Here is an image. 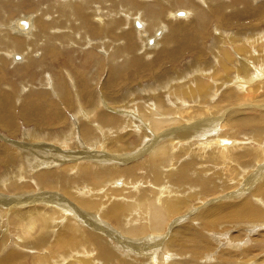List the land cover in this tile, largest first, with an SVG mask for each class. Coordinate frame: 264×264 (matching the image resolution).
Masks as SVG:
<instances>
[{
	"label": "bare ground",
	"instance_id": "bare-ground-1",
	"mask_svg": "<svg viewBox=\"0 0 264 264\" xmlns=\"http://www.w3.org/2000/svg\"><path fill=\"white\" fill-rule=\"evenodd\" d=\"M11 1L17 5V10L21 11L20 5L23 0ZM34 1L36 3L38 2V0ZM50 1L51 2H49L46 7L43 6L44 8L42 9L40 7L33 8L34 11H38L35 12V15L30 14L27 16H17L15 19L14 17L8 19V17L3 14L1 21L3 27L0 26V50L2 48H7L10 51L13 50L9 55L12 66L19 72L28 71V74L23 80L42 81L41 78L49 74V71L46 70L48 67L56 71L52 72L56 75L54 78L50 75L53 79H47L48 85L51 88V95L56 99L54 103H51L53 98H47L48 96L46 97L44 94L40 93L41 90H29L21 101L18 100L16 92L13 93L11 91L5 92L0 90V129L3 134H6V137L0 134V215L10 214V217L8 216L10 226L11 221L13 222L15 220L20 222L14 223L16 228L14 229L13 237L10 238L13 244V250L11 251L13 252L10 251L4 254L6 250L5 245L0 250V253L4 254L0 256V264H26V261L23 263L22 260L27 253V256L34 257V264H49L53 262L58 264H75L77 261H75L74 258L77 255L83 256V258L81 259L80 257V259L86 262V264H201L202 261L206 262V257L209 255L206 251H211L213 248L214 253V249H216L214 245L212 246L211 240L213 238L210 240L209 235L212 228H217L216 222L218 221H225V223L227 221L228 225H226L228 227L224 228V223L222 224L223 227L221 226L220 228L219 226L220 230L225 229L224 233L217 231L218 234L213 230V232L218 235L221 233L222 239H220L221 237L218 238L221 240V245L223 246V249L220 246L221 248L216 252L215 257H211L212 259L214 258L213 264H216L215 258L219 259L218 261H220V264L242 263L245 258L250 260V258H252L251 255H246V253L255 252V250L259 249L258 245H262L263 240L258 239L259 233L257 232L263 227L255 223L253 225H248L247 223L246 225V223L240 224L239 222H234H242L244 220L257 221L264 218V210L261 206L264 204V110H257L264 108V103L260 104L261 101L264 102V81L259 83V80L264 77V72L261 71V68H264V0L256 4H251V2L247 0L245 6H243V0H136L137 4L131 0H112L106 7L103 6L104 4L99 5L94 3L96 0ZM99 1L105 2L106 0ZM6 6L7 5H5V7ZM164 8L167 10L166 13L162 11ZM33 9L31 10L33 11ZM211 12L218 26L229 25L231 22H236V29L238 31H233L232 33L225 32L226 34L220 33L221 31L216 32L219 37H215L222 42L219 47L214 48H216L215 55H221L219 60L220 63H224L222 62L224 56L228 60L230 59V61L232 57H235V60H233L234 63H236V68L233 70L237 75H240V78L232 85V89L236 90H229L228 86H225L226 88L220 93L217 92L213 95V101L207 100L206 107H203L204 111H202V113L206 111L209 112L208 110L213 111L214 108L219 109L223 106H229L231 108L233 107L231 105L238 104L241 101L242 103L245 102L247 100H244L245 98L250 99L249 102H246L248 104H238L239 109L233 108L228 111L224 110L226 113L221 115L222 121L219 122L224 127H234L231 128L234 130L233 132L231 131L233 133L231 135H236L240 130H246V134L249 136L248 140L235 143L228 136L226 139H224L225 137H221L223 135V126H219L218 132V128L216 127L218 125V120H220L218 119L219 117H194L193 120H190L193 122L190 123L191 125H189L187 129L182 130V126L174 129L171 127V129H164V132L161 131V133H159L158 130L162 126L170 123L175 124L178 119L159 116V112H150V109L147 110L151 113L150 117H146L144 120L139 119L140 113L144 110H138V116L136 114L134 117H132V115H126V117L122 118L124 109L114 110L110 107V110V108L107 107L108 109L104 108L103 110L100 108L101 102L106 101L104 100L105 98L113 102V104L119 101L121 95H119L118 92H120V88L122 87L120 86L122 80L131 81L133 79L132 81L136 82V77L138 76L141 81V77L147 78L143 75H146L153 69L160 68L159 66L162 62H173L184 53H197L199 46L196 44L197 47L194 41L196 42L198 36L200 37V35H203V32H205L206 23L212 20V18L210 19L212 16H210ZM46 13H50L51 15L56 13V15L52 16V20L50 18L51 21L49 24L43 22ZM189 14H191V20L183 21L182 19H185L187 16L189 17ZM169 16L172 21L168 20ZM181 16L184 18H180ZM6 21L7 23H5ZM54 27L59 28L58 32L53 31ZM116 28V33H118L117 37L118 39L122 38L123 44L113 43L112 45L110 43L112 47L109 48V52L107 53L108 57H106L107 61L105 62V66L100 64L102 65L100 68H95L97 79L102 77V81L96 89L94 88V78L92 79L94 80L92 85H90L89 81H92L91 79H88L87 76L76 71V69H74L75 73H73V71L69 70V67H67V65H71V51L73 47H79L77 51H83L85 53L87 48H80V44L84 42L83 40L85 37H90L89 33L95 34L94 36H96L104 32L106 36L107 33L112 29L116 30ZM257 31L260 32L256 34ZM157 32H159V36L161 34L159 38L156 36ZM144 34H146L145 37ZM112 35L113 34H111V36ZM131 36L143 39V43H141L142 48L139 49L142 56L144 53H149L148 50L150 48H148V46L154 45V47L150 49L152 55L151 61H145L140 54H133L131 52L130 48L133 47V45L136 47V44H133L134 42ZM216 38L214 41H218ZM134 41H136L135 38ZM61 45L62 47H60ZM227 45L232 47V49H229ZM93 46L95 48V45ZM124 47L127 49L126 52H123ZM52 48L59 49V52L63 55H68L70 60H59L60 58L63 59V56H59L52 52ZM21 50L24 51V61L16 60L20 59L21 56L14 53V51ZM34 51H36V55H38L36 59L33 58ZM233 52L234 54H232ZM259 53L262 57H260L261 55L258 57ZM48 54L49 57L52 56L58 61L55 60V63L52 60L46 61L45 56ZM198 54L200 55V53H197L196 56H198ZM2 55L1 53L0 56ZM198 58L195 60H198ZM254 61L257 65L254 64ZM200 63L203 64L202 62ZM60 64L63 66L58 67ZM93 64L99 65V62L95 61ZM225 64L227 63L225 62ZM74 66L75 65H73V67ZM78 66L81 68L83 64L80 63ZM229 66L230 65L221 66V69L226 70V73H231L233 70L230 71ZM63 67L64 71L61 72ZM214 67L213 75L216 77L219 74L220 76L221 73L219 72L221 69L219 72L214 73ZM218 67L216 69H218ZM162 68L159 69L156 74L149 77L160 79L170 70H168V67ZM172 72L171 74H177L175 70ZM205 74H207V72ZM71 75H73V80ZM208 75L211 76V73ZM47 77H49V75ZM200 78L196 76L195 80H193L195 82L197 81L196 88L202 93V91L208 90L210 85L207 82V84L203 83V81L201 82L202 78ZM209 78L208 76V79ZM181 81H183V79H181ZM42 85L43 87L45 86V84ZM117 86L119 87L118 89L116 88ZM255 86H260V88H256ZM218 87H220L219 84ZM162 89L165 88L163 87ZM132 90L133 89L129 88L128 92H132ZM255 90L257 93H255ZM142 91L144 92V90ZM101 93L103 97H105L104 99L101 98ZM145 95H147V92ZM124 96H126V93ZM155 98V106H158L160 110L161 97L158 98V96H156ZM80 102L83 108L80 107ZM169 104L172 103L170 102ZM248 108H250V110H246ZM200 109L193 110L192 112L199 113ZM130 111H128V113ZM144 112L142 116H145ZM77 115H79L78 118ZM18 116L23 119L24 123L37 126V128H33L32 130H27V128L24 129L22 127L24 130L20 131L22 132V139H19V141H17V138L13 139L7 137V135L11 137L20 134L18 127L20 124V117ZM188 116L190 115L188 114ZM189 118L190 117L187 119ZM140 121L143 123L141 124ZM75 125L78 126V128H80L79 131L83 133L85 144H89L90 141H95L93 145L97 147V150H94L95 154L86 153V151L81 153L74 152L73 149L70 152L66 150L61 151V149H59L61 147L57 148V146H55L63 142L66 136L64 135L62 137L63 132L65 133L68 131H70V135L66 136L65 141L68 140L69 144L71 140H69V138H72L75 132ZM177 125L176 123L175 126ZM56 126H60V128ZM107 126L113 129L118 128L119 131L108 132L105 129ZM205 127L217 128L213 133V143H209L211 144L210 148L206 149L204 147L206 145L208 146V144H206L203 146V148L206 149L203 155L199 149V152H197L196 149V151L191 152L189 156L185 158H190L189 160L184 159L185 161L178 164L177 160L180 157L179 153L182 152V147L184 146L182 142L183 138L187 136L190 137V135L193 134L194 136L195 134H201V137L204 135L203 138H206L208 143L210 138L206 137ZM53 128L55 129L53 130ZM104 129L106 130L103 132L104 135H101L100 132L98 137H96L97 135L93 133V130L96 132L97 130L103 131ZM134 133L137 134V137L131 141L129 138L131 134ZM194 136H192V138ZM73 140L75 141V138ZM74 143L75 142H73V144ZM68 144L65 142L64 145H61L65 149ZM219 144L228 146L222 147ZM79 145L81 146V144ZM225 152H228L229 156H226ZM197 155L201 159L206 158L205 162L212 165L214 159L218 158L220 161L225 157L228 164L223 166V169H218V171L221 172L215 173L214 170H217V168H215L212 170V174H210L208 171H202L201 167L198 166L196 159ZM65 156H68V159L64 158ZM231 159L234 164L231 162ZM240 159H243V165L239 161ZM60 162L65 163L59 164ZM199 163H201V161H199ZM236 164H240L241 169L237 167ZM167 166H170V168L167 169ZM235 166L240 170L238 178L241 185L240 190L235 193L229 192L213 198V206H208V209H204L203 207V211L200 210L201 215H194V213L191 212L192 215L190 218H195L197 220L196 224L191 221L187 223L184 222L185 224H178L168 244L162 241L165 235V233L162 232L172 225L168 224L167 220L170 214H178L182 209H190L191 206L189 207V204H191V199L195 198L193 193L189 195L190 198L188 199L181 198L184 195L175 199L167 197L162 198L160 196L162 201L157 202L156 199L150 195L147 190L148 188L135 189L136 191L130 194L133 196L137 195L140 201H135L130 211L125 204H121L119 201L115 204L113 203L110 209L108 207L106 208V211L110 213H106L105 211L106 214L102 215V217L94 214L97 213L99 209L97 208L99 206L98 202L99 204L104 203L110 196L109 193L99 196L98 191L103 187L101 186V182L114 185V183L119 180L122 187L113 191L123 195V190L127 187L125 186L126 182L136 181L139 185V183L145 182L148 178L147 180L152 182L153 187L163 182L164 176H168L167 180L169 181L170 179V182L176 183V185L178 184L180 186L183 183H187V185L189 184L193 187L191 188L192 190L198 187L205 191L207 190L206 192H210L212 188L210 180L213 175V192H215L218 186L226 182L225 180H219V182L216 178H224L227 175L234 174L236 172ZM251 169L253 171H250ZM26 170L32 172L28 174L22 173ZM237 175L238 174L235 176ZM24 176H27L29 179L32 177L34 183L39 182L38 184L45 181H53V183H57L58 186L59 183L61 186L58 188L64 189L65 191H67V189L69 190L67 191L68 197L63 196V192L60 194L54 191L36 195L31 193L20 194L24 192L22 190L25 188H30L29 185L24 182L26 181V179L23 180ZM68 177L71 182L75 179L80 182L81 180L88 181L84 186L85 189L83 186H80L81 183L79 182L76 188H71L67 181ZM49 186L51 187V185ZM66 186H68L67 189H65ZM144 186H146V184ZM167 187H169V184ZM224 188L227 189L229 186L226 185ZM5 192L12 194H4L5 196L1 195V193ZM91 192H93V194ZM150 192L152 193V191ZM172 193L174 194L173 191ZM161 195L164 194L161 193ZM71 199L80 206H75ZM114 199H116V197ZM114 199L112 198V200ZM82 206L85 209L93 208L92 211L94 212L88 211L87 214L83 211ZM121 209L123 211L128 210L129 213L123 215ZM141 209L145 212V218L142 213H136L141 211ZM187 215L185 217L179 216L176 220H185ZM136 216L140 218L143 217L144 224L140 223V225H138ZM102 218L111 219L121 230L122 225L125 224L126 234L130 233L129 235H131L132 233V236H122L121 232L117 233L116 229L113 231L112 227L107 225L108 221L106 222V219L103 221ZM58 222H60L59 226ZM176 223L178 222L176 221ZM53 226L54 228L58 227L52 238L53 231L55 230L51 231L53 228L50 229L49 227ZM242 226H246L248 230L244 238L242 230H240ZM160 228L161 231L158 236L151 233ZM228 228H231V230L228 231ZM77 231L79 234H77ZM145 231L149 232L145 237L136 238V236ZM4 232H10L9 228L3 229L2 233ZM147 235L149 237H147ZM211 236L215 237L213 234ZM262 238L264 239V234ZM4 239H6V237ZM47 241L50 242L49 246L59 247L56 256L62 253H65L66 256L63 254V257L57 256L54 260H51V257L49 258L45 255L44 246ZM148 243L152 245H148ZM64 245L69 249L73 248V246L79 247V251L81 252L80 254H75L74 249H66ZM166 245L169 246L171 250L178 253L176 259L166 252ZM126 247L128 250L122 252L121 250ZM158 249H160V252L158 251V257H154V253L148 252H155ZM202 252L206 254L204 259L201 258ZM259 253L258 250L257 254ZM240 254H242L241 259L239 258ZM146 255H149L150 258H147ZM256 260L258 261V259H255V261ZM261 262L263 261L261 260ZM254 264H256V262H254Z\"/></svg>",
	"mask_w": 264,
	"mask_h": 264
},
{
	"label": "rangeland",
	"instance_id": "rangeland-1",
	"mask_svg": "<svg viewBox=\"0 0 264 264\" xmlns=\"http://www.w3.org/2000/svg\"><path fill=\"white\" fill-rule=\"evenodd\" d=\"M110 1L112 2V0H106L105 2H102V1H99V0H96L94 3H96V4H99V5H103L104 7H106V6H108L109 5V3H110ZM132 2H136V0H131ZM213 1V0H212ZM246 1L247 0H243V2H244V5L243 6H245V3H246ZM259 1H261V0H257V1H254V0H249V2H251V4H256L257 2H259ZM263 1V0H262ZM49 2H51L50 0H38V2L36 3L34 0H23L22 1V3H21V5H20V9H21V11H18L17 10V5L14 3V2H12L11 0H0V26H2L1 25V21H2V16H3V14L4 15H6L7 17H8V19H11V18H13L14 17V19H15V17L17 18V16L18 17H20V16H27V15H30V14H32V15H35V12H38V11H34V9L33 8H35V7H40L41 9L42 8H44V7H46L47 5H48V3ZM93 3V4H94ZM101 3V4H100ZM44 4V5H43ZM92 4V5H93ZM136 4H137V2H136ZM212 4V3H211ZM5 5H7L6 7H5ZM213 5V4H212ZM44 6V7H43ZM6 8V9H5ZM8 8V9H7ZM19 9V8H18ZM31 9H33V11L31 10ZM10 10V11H9ZM16 10V11H15ZM5 11V12H4ZM163 12H165L166 13V8H164L163 10H162ZM179 11V10H178ZM182 11V10H181ZM56 13H58V12H56ZM56 13H54V14H50V13H46L45 14V16H44V18H43V22L44 23H46V24H49L50 23V21L52 20V16H54V15H56ZM128 13H130V12H128ZM179 13V12H178ZM177 13V14H178ZM190 13V12H189ZM11 15V16H10ZM212 15V16H211ZM191 14H189V17L186 19H182L183 21H188V20H191ZM211 16V17H210ZM210 19L212 18V20H209V23H206L207 25H206V29L204 30L205 32H203V35L201 34L200 35V37H201V39H200V37L198 36V38L196 39V42L194 41V43H195V45L197 44L198 46H199V48L197 49V53H200V55L198 54V56H199V58H198V56H196V54L197 53H184V54H182L179 58H177V60H174L173 62H167V61H165L166 63H161L160 64V68H156V69H153L152 71H150L149 73H147L146 75H143L144 77H147V78H142L141 77V81H140V77H136V82H134V81H121L120 82V86H122L121 88H120V92H118V94L119 95H121V97L119 98V101H117V102H114V104H113V102H111L110 100H108V99H106L105 97H103V95H102V93H101V98L102 99H104V100H108L107 102L106 101H104V102H101V104H100V108H102L103 110H104V108H112V109H117V110H121V109H124V114L122 115V118H124V117H126V115H132V117H134V115L136 114L137 116H138V113H139V111L138 110H144V111H146V112H144V111H142L141 113H140V117H139V119H141V120H144V118H146V117H150V115H151V113L150 112H152V111H155V112H159L158 113V115L159 116H165L166 118H174V119H178L177 120V126H175L176 125V123L174 124V123H170V124H167V125H164V126H162L159 130H158V132L159 133H161V131L162 132H164V129L166 130V129H171V127H172V129H174V128H179V127H181V129L183 130V129H187L188 127H189V125H191L190 123L191 122H193V121H190V120H193V118L194 117H204V118H213V117H219L218 119H220V120H218V125L216 126L217 128H218V130H217V132L219 131V126H223V125H221L219 122H221L222 121V119H221V115H223V113H226L225 111L227 110H230V109H233V108H237V109H239V105H241V104H248V103H246V102H249L250 101V99H248V98H245L244 100H246L245 102H243L242 103V101L241 102H239L238 104H235V105H231V106H233V107H229V106H223V107H220L219 109H216V108H214L213 109V111H211V110H208L209 112H204V113H202V111H204V108L206 107V104H207V100H210V101H213V95H215V93H220L224 88H226L225 86H228V88H229V90H236V89H232L233 87H232V85L234 84V82L236 81V80H238L239 78H240V75H237L236 73H235V71L233 70V69H235L236 68V63H234V58L235 57H232V60L230 61V59L228 60L227 58H225V56L223 57V59H222V62H224V63H220L219 62V60H220V56L221 55H218V56H216L215 55V50H216V48L217 47H219L220 46V43L222 42L221 40H219L218 38H216V37H219L218 36V34L216 33L217 31H221L220 33H222V34H226L225 32H227V33H232L233 31L234 32H236V31H238L236 28H237V26H236V22H231L229 25H220V26H218L217 25V21L215 22V20L216 19H213V13L211 12L210 13ZM37 17V16H36ZM50 18H51V20H50ZM180 18H184L183 16H181ZM168 20H170V21H172L171 19H170V16L168 17ZM5 23H7V21L5 22ZM231 25V26H230ZM222 26V27H221ZM3 27V26H2ZM224 27V28H223ZM208 28V29H207ZM58 27L56 28V27H54L53 28V31L54 32H58ZM113 30V29H112ZM110 31L109 33H107V35L105 36V34H104V32H101L100 34H97L96 36H94L95 34H90L89 33V36L90 37H85L84 38V42H82V44H80V48H87L86 50H85V53L82 51V52H79V51H77V49L79 48V47H77V48H74L73 47V49H72V51H71V53H72V60H71V65L69 66V65H67V67H69V70H71V71H73V73H75L74 72V69H76V71H78V72H80V73H82V74H84L85 76H87V78L88 79H93L94 78V80H92V81H89L90 82V85H92V83H93V81L95 82L94 84L96 85H94V88H98L99 87V83L102 81V77L101 78H99V79H97V77H96V75H95V68H100L102 65H104L105 66V62L107 61V59H106V57H108V52H109V48H111L112 47V45H113V43L114 44H123V41H122V38H120V39H118V37H117V34L118 33H116L117 32V28H116V30L114 29L113 31ZM206 31H209V32H206ZM260 31H257L256 32V34H258ZM113 34L112 36H111V34ZM154 33V32H153ZM206 33H208V34H206ZM210 33V34H209ZM263 33H264V31H263ZM19 34V33H18ZM214 34V35H213ZM145 35L146 34H144V37H145ZM206 35V36H205ZM99 36V37H98ZM110 36V37H109ZM156 36H158V38L161 36V34H160V36H159V32H157L156 33ZM216 36V37H215ZM116 37V38H115ZM132 37V40H133V44H136V47H134V45H133V47H131L130 48V50H131V52L133 53V54H140V51H139V49H141L142 48V46H141V43H143V39H139L138 37H135V36H131ZM134 38H135V40L136 41H134ZM137 38V39H136ZM203 38H205V39H203ZM216 38V40H218V41H214V39ZM115 41H114V40ZM224 39H225V37H224ZM227 39V38H226ZM141 40H142V42H141ZM220 41V42H219ZM86 42V43H85ZM138 42V43H137ZM200 42V43H199ZM215 42H217V43H215ZM97 43V44H96ZM100 43V44H99ZM103 43V44H102ZM112 45H111V44ZM205 44V45H203V44ZM77 44H79V43H77ZM88 44V45H87ZM92 44V45H91ZM110 44V45H109ZM155 44V43H154ZM84 45V46H83ZM93 45H95V48H94V46ZM196 45V46H197ZM207 45V46H206ZM213 45V46H212ZM89 46V47H88ZM148 46V45H147ZM197 46V47H198ZM210 46V47H209ZM60 47H62V45L60 46ZM105 47H106V49H105ZM145 47V46H144ZM143 47V48H144ZM152 47H154V45L153 46H148V48H152ZM202 47V48H201ZM207 47V48H206ZM214 47H216V48H214ZM227 47L229 48V49H232V47H230V46H228L227 45ZM133 48V49H132ZM209 48H210V50H209ZM145 49V48H144ZM150 49L148 50V52L149 53H144V57L140 54V56L142 57V59L143 60H145V61H151L152 60V55H151V53H150ZM207 49V50H206ZM212 49V50H211ZM126 48L124 47L123 48V52H126ZM198 50H199V52H198ZM13 51V50H12ZM12 51H10V50H8L7 48H2L1 50H0V54L2 53L3 55L2 56H0V90H2V91H5V92H8V91H11V92H13V93H15L16 92V96L18 97V100L19 101H21L22 100V98L24 97V95L29 91V90H36V91H39V90H41L40 91V93H42V94H44L47 98H53L52 100H51V103H54L55 102V98L51 95V88L49 87V85H48V81H47V79L48 78H51V79H53L56 75H54L52 72H56V71H54L53 69H51L50 67H48L46 70L47 71H49V77H47V76H43L42 78H41V80L42 81H34V80H23V78L28 74V71H21V72H19V71H17V70H15V68L12 66V64H11V61H10V58H9V55H10V53L12 52ZM60 50L59 49H57V48H52V52H54V53H56V54H58L59 56L60 55H62L63 56V59L62 58H60L59 60H62V61H64L65 59L66 60H70L69 59V57H68V55H63V54H61L60 52H59ZM77 51V52H76ZM134 51V52H133ZM213 51V52H212ZM8 52V53H7ZM24 51H14V53L15 54H18V55H20L21 57H20V59H16V60H21V61H24L23 60V58H24V53H23ZM137 52V53H136ZM77 53V54H76ZM84 53V54H83ZM95 54V55H94ZM97 54H100V55H97ZM232 54H234V52L232 53ZM51 55V54H50ZM147 55V56H146ZM184 55V56H183ZM192 55V56H191ZM194 55V56H193ZM261 54L259 53V55H258V57L260 56ZM196 56V57H195ZM252 56H253V53H252ZM91 57V58H90ZM209 57V58H208ZM260 57H262V55L260 56ZM9 58V59H8ZM12 58H13V56H12ZM33 58H38V55H36V51H34V53H33ZM105 58V59H104ZM196 58H198V60H195ZM208 59V61H207V59ZM95 59V60H94ZM98 59V60H97ZM100 59V60H99ZM103 59V60H102ZM194 59V60H193ZM234 59V60H233ZM45 60L46 61H53L54 63H55V58H53L52 56H50L49 57V54L48 55H46L45 56ZM80 60V61H79ZM224 60V61H223ZM254 60V59H253ZM56 61H58V60H56ZM95 61H98L99 62V65H94L93 63H95ZM212 61V62H211ZM230 61V62H229ZM20 62V61H19ZM200 62H202L203 64H201ZM204 62H206V63H204ZM225 62L227 63V64H225ZM80 63H82L83 64V66L80 68L78 65H80ZM171 63V64H170ZM175 63V64H174ZM209 63V64H208ZM211 63V64H210ZM219 63V64H218ZM229 63V64H228ZM234 63V64H233ZM100 64H102V65H100ZM165 64V65H164ZM173 64V65H172ZM232 64V65H231ZM254 64L255 65H257V63L254 61ZM54 65V64H53ZM73 65H75V66H77V67H73ZM162 65V66H161ZM169 65H171V66H173V67H171V66H169ZM187 65V66H186ZM217 65V66H216ZM218 65H219V67H218ZM227 65H230L229 66V68H230V71L231 70H233V71H231V73H226V70H223V69H221L222 67H224V66H227ZM63 65L62 64H60L58 67H62ZM190 66V67H189ZM192 66V67H191ZM194 66V67H193ZM209 68H208V67ZM215 66V67H214ZM222 66V67H221ZM57 67V68H58ZM162 67H164V68H167L168 67V72L167 73H165L160 79L158 78V79H155V77L154 78H152V77H149V76H151V75H154V74H156L158 71H159V69H161ZM191 68V69H189V68ZM213 67H214V73L216 72H219V70L221 69L222 70V72H221V70H220V72L219 73H221L220 74V76H219V74H218V76H214L213 75ZM218 67V69H216ZM164 68H162V69H164ZM197 68V69H196ZM206 68H207V71H206ZM172 69V70H171ZM189 69V70H188ZM210 69V70H209ZM216 69V70H215ZM175 70V72L177 73V74H171V73H173L172 71H174ZM188 70V71H187ZM191 70V71H190ZM193 70V71H192ZM199 70H201V71H199ZM64 71V67H63V69H62V71L61 72H63ZM164 71V70H163ZM186 71V72H185ZM195 71V72H194ZM261 71H263L264 72V68L262 67L261 68ZM84 72V73H83ZM102 72H104V71H102ZM200 74H199V73ZM207 72V74H205ZM211 73V76L210 75H208V74H210ZM168 73H169V75H168ZM183 75H182V74ZM193 73V74H192ZM192 74V75H191ZM198 74V75H197ZM204 75V77H203V75ZM227 74V75H226ZM50 75H52L53 76V78H52V76H50ZM175 75H177V76H175ZM191 75V76H190ZM195 75V76H194ZM72 76V80L74 79L73 78V75H71ZM182 76H183V78H182ZM196 76H198L200 79H201V82L203 81V83H205V84H209L208 86H209V88H208V90H205V91H202V93L200 92V90L198 89V88H196L197 87V81L195 82L194 80H195V77ZM207 76V77H206ZM208 76L210 77L209 79H208ZM226 76V77H225ZM96 77V78H95ZM165 77V78H164ZM177 77V78H176ZM181 77V78H180ZM189 77V78H188ZM206 77V78H205ZM216 79H215V78ZM220 78V79H218V78ZM20 78V79H19ZM134 78V77H133ZM180 78V79H179ZM226 78V79H225ZM19 79V80H18ZM139 79V80H138ZM177 79V80H176ZM181 79H183V81H181ZM194 79V80H193ZM169 80V81H168ZM187 82H186V81ZM188 80H189V82H188ZM205 80H207V81H205ZM230 80V81H229ZM31 81V82H30ZM167 82V83H165V82ZM174 81V82H173ZM192 81V82H191ZM205 81V82H204ZM264 81V77H262L260 80H259V83H262ZM27 82V83H26ZM30 82V83H29ZM138 82H140V83H138ZM162 84H161V83ZM164 82V83H163ZM181 84H180V83ZM207 82V83H206ZM36 83V84H35ZM40 83V84H39ZM142 83V84H141ZM178 83H179V85H178ZM184 85H183V84ZM196 83V84H195ZM214 85H213V84ZM27 84V85H26ZM42 84H45V86L43 87V85ZM72 84V83H71ZM125 84V85H124ZM140 84V85H139ZM145 84V85H144ZM166 84V85H165ZM186 84V85H185ZM218 84L220 85V87H218ZM29 85V86H28ZM30 85H31V87H30ZM143 85V86H142ZM161 85V86H160ZM168 85V86H167ZM189 85V86H188ZM40 86V87H39ZM126 86V87H125ZM141 86V87H140ZM148 86V87H147ZM191 86V87H190ZM35 87V88H34ZM47 87V88H46ZM145 87V88H144ZM165 88V89H162V88ZM168 87V88H167ZM256 87V86H255ZM117 89L119 88L118 86L116 87ZM129 88H131V89H133L132 90V92H128V89ZM256 88H260V86H257ZM116 89V90H117ZM123 89V90H122ZM148 89V90H147ZM160 89V90H159ZM181 89V90H180ZM212 89V90H211ZM115 90V91H116ZM142 90H144V92L142 91ZM149 90H151V91H149ZM164 90V91H163ZM197 90V91H196ZM199 90V91H198ZM185 91V92H184ZM208 91V92H207ZM145 93L146 94V92H147V95H145V94H143V93ZM150 92H151V94H150ZM153 92H155V93H153ZM162 92V93H161ZM214 92V93H213ZM125 93H126V96H124L125 95ZM149 93V94H148ZM159 93V94H158ZM166 93V94H165ZM212 94V96H211V94ZM255 93H257V91L255 90ZM158 94V95H157ZM162 96H161V95ZM186 94V95H185ZM206 94V95H205ZM123 95V96H122ZM151 95V96H150ZM204 95V96H203ZM238 95V94H237ZM156 96H158V98H160V100H161V105H160V110L158 109L159 107L157 106H155V104H156ZM160 96V97H159ZM167 98H166V97ZM186 96H188V97H186ZM239 96H241V95H239ZM126 97V98H125ZM154 97V98H153ZM206 97H208V98H206ZM143 100H142V99ZM144 98H146V99H144ZM163 98V99H162ZM148 99V100H147ZM154 99V100H153ZM171 99V100H170ZM174 99V100H173ZM176 99V100H175ZM74 100V99H73ZM179 100H180V102H179ZM81 101V100H80ZM145 101V102H144ZM167 102V103H165V102ZM172 101H174V102H172ZM176 101V102H175ZM178 101V102H177ZM200 101H201V103H200ZM111 102V103H110ZM171 102L172 104H169V103ZM117 103V104H116ZM146 103V104H145ZM264 102H262L261 101V103L260 104H263ZM140 104H141V106H140ZM136 105V106H135ZM164 105H167V106H164ZM194 105V106H193ZM181 106H182V108H181ZM186 106V107H185ZM236 106V107H235ZM80 107H82L81 106V102H80ZM137 107V108H136ZM168 107V108H167ZM171 107V108H170ZM179 107V108H178ZM204 107V108H203ZM83 108V107H82ZM107 108V109H108ZM111 108H110V110H111ZM134 108V109H133ZM156 108H157V110H156ZM162 108V109H161ZM174 108V109H173ZM189 110H188V109ZM201 108V109H200ZM129 109V110H128ZM150 109V110H149ZM152 109H154V110H152ZM170 109V110H169ZM178 109V110H177ZM184 109V110H183ZM196 109H200V112L199 113H194V112H192L193 110H196ZM222 109V110H221ZM257 109V108H256ZM131 110V111H130ZM136 110V111H135ZM147 110H149V111H147ZM225 110V111H224ZM246 110H250V108H248V109H246ZM257 110H264V108L263 109H257ZM128 111H130L129 113H128ZM168 111H169V113H168ZM127 112V113H126ZM135 112V113H134ZM137 112V113H136ZM143 112H144V114H145V116H142L143 115ZM149 112V113H148ZM172 112V113H171ZM184 112V113H183ZM190 112V113H189ZM184 114V115H183ZM188 114L190 115V116H188ZM135 115V116H136ZM78 116L79 115H77V118H78ZM170 116V117H169ZM18 117H20V116H18ZM176 117V118H175ZM188 117H190L189 119H187ZM189 120V121H188ZM145 121H147V120H145ZM183 122V123H182ZM140 123L142 124L143 122L142 121H140ZM33 124H26V123H24V121H23V119L20 117V124H19V132L20 131H22V130H24V129H26L27 128V130L28 129H30V130H32L33 128H37V126L36 125H33ZM187 125V126H186ZM29 126V127H28ZM32 126V127H31ZM35 126V127H34ZM167 126V127H166ZM24 129H23V128ZM31 127V128H30ZM56 127H59L60 128V126H56ZM165 127V128H164ZM185 127V128H184ZM210 127V126H209ZM62 128V127H61ZM216 128V129H217ZM226 128H228V129H226ZM231 128H234L233 126H223V130H222V133H223V135L221 136V137H225L224 139H226V137L228 136L229 138H231L235 143L236 142H239V141H242V140H248L249 139V136H247V134H246V130H240V131H238L237 132V134L236 135H231V134H233L232 132L234 131V130H232ZM55 128H53V130H54ZM79 129L80 128H78V126H76L75 125V132H74V134L72 135V138H69V144H68V140L67 141H65V138H66V136L67 135H70V131H68V132H63V135H62V137L64 136V135H66L65 136V138H64V140H63V142H61V143H58V144H56L55 146H57V148H59V147H61V148H59V149H61V151H64V150H66V151H68V152H70L72 149L74 150V152H83V151H86V153H90V154H95L94 153V150H97V147L96 146H93L94 144H95V141H90L89 142V144H85L84 143V138H83V133L82 132H80L79 131ZM105 129L109 132V131H119V129L117 128H110V127H105ZM103 130V131H100V130H97L96 132H95V130H93V133L94 134H96L97 136L96 137H98V135H99V133L102 135H104V131H106V130ZM216 129H213V128H204V130H205V132H206V137H208V138H210V140L208 141V143H207V141H206V138H203L204 137V135H203V137H201V134H195V136H194V134L193 135H190V137H185V138H183V140H182V142H183V144H184V146L182 147V152L181 153H179V155H180V159L178 158V160H177V162H178V164L181 162H183V161H185V160H189V159H185L187 156H189V154L191 153V152H193V151H196V149H197V152H199V150L201 151V153H202V155L205 153V151H206V149L207 148H210V145L211 144H209V143H213V133L215 132V130ZM224 129H226V130H224ZM29 130V131H30ZM120 130H121V128H120ZM227 130H229V131H227ZM225 131V132H224ZM232 131V132H231ZM209 132H211V133H209ZM229 133V134H228ZM0 134L2 135V136H4V137H6V134H3L2 132H1V129H0ZM22 132H20V134L18 135V136H8L7 135V137H9V138H13V139H18L17 141H19V139H22ZM75 136V137H74ZM192 136H194L195 137V139H194V137L192 138ZM137 137V134L136 133H134V134H131V136H130V140L131 141H133V139L134 138H136ZM75 138V141L73 140ZM187 138V139H186ZM207 138V139H208ZM82 139H83V141H82ZM264 139V138H263ZM81 142H80V141ZM228 140H230V139H228ZM2 141V140H1ZM26 141H28V140H26ZM75 142L74 144H73V142ZM186 141V142H185ZM205 141V142H204ZM65 142H66V144H68V146L64 149L63 148V146L62 145H64L65 144ZM202 144H201V143ZM71 143H72V145H71ZM131 143H133V142H131ZM62 144V145H61ZM79 144H81V146L79 145ZM206 144H208V146L206 145ZM254 144V143H253ZM199 145H201V146H199ZM204 145H206V146H204ZM220 146H222V147H225V146H228V145H221V144H219ZM73 146V147H72ZM74 146H75V148H74ZM77 146V147H76ZM203 146L206 148H203ZM202 150H201V149ZM87 149V150H86ZM189 149V150H188ZM191 149V150H190ZM199 149V150H198ZM204 149V150H203ZM237 150V149H236ZM183 153V154H182ZM198 154V153H197ZM225 155L226 156H229V153L228 152H225ZM76 156V155H75ZM64 158H66V159H68V156L66 157H64ZM83 158H85V157H83ZM183 158V159H182ZM200 157L197 155V157H196V159H197V163H198V166H200L201 167V170L202 171H208L210 174H212V170L213 169H215V168H217V170H214V172L216 173V172H221V171H218V169H223L224 167L223 166H225V165H227L228 163L226 162V159H225V157L222 159V160H220L219 161V159L217 158V159H214V161H213V165L212 164H207L205 161H206V158H200ZM185 159V160H184ZM64 160V159H63ZM182 160V161H181ZM199 161H201V163H199ZM240 162H241V164L243 165V163H244V161H243V159H240L239 160ZM50 162H51V160H50ZM215 162V163H214ZM231 162H232V159H231ZM64 164L65 162H60L59 164ZM222 163V164H221ZM233 163V162H232ZM234 164V163H233ZM258 164H259V162H258ZM236 166L237 167H239L240 169H241V166H240V164H236ZM235 166V170H236V172L234 173V174H231V175H227L226 177H224V178H226V179H224V178H221V177H217L216 179L219 181H223V180H225L226 182H224L223 184H221L220 186H218V188H217V190L215 189V192H213V183H212V179H213V175H212V177H211V180H210V183H211V185H212V188H211V191L210 192H206L205 190H203V189H201V188H198L197 187V189H195V190H192L191 188H193L191 185H187V183H183V184H181L180 186L178 185H176V183H173V182H170V179H169V181L167 180L168 179V176L166 177V176H164V178H163V182H160L159 184H156V186H153L152 187V182L150 181V180H147L146 179V181L145 182H142V183H139V185H138V183H136V181L135 182H132V181H130V182H126L125 183V186H127L126 187V189H124L123 190V195L122 194H119V193H117L116 191L114 192L113 190H118V189H120L121 187H122V185H120V181L118 180L117 182H115L114 183V185H109V184H105V183H103V182H101V186H103L101 189H99V191H98V193H99V196H102V195H104V194H106V193H109L110 194V196H111V194H112V196H111V198H110V196L108 197V200L107 201H105L104 203H101V204H99V202H98V205L100 206H98L97 208H99L98 209V211H97V213H94V214H96L97 216L98 215H100L101 217H102V215H104V214H106V213H110V212H108V211H106V208L108 207L109 209H110V207L111 206H113V203L115 204V203H117V202H119L120 201V203L122 204H125L126 206H127V208L129 209V211H130V209H131V207L134 205V203H135V201L136 202H139L140 201V199L139 198H137V195H135V196H133V195H131L130 193L131 192H133V191H136L135 189H140V188H142V189H147L148 191H149V193H150V195H152V197H154L155 199H156V201L158 202V201H162L161 199L162 198H180L182 195H184V196H182L181 198H190L189 197V195L190 194H194L195 195V198H192L193 199V201H192V199H191V204H189V207H190V209L189 208H187L186 210L185 209H182L181 211H179L178 212V214H170V217L168 218V220H167V223L168 224H172L169 228H167L166 230H164V232H162V233H165V235H164V237L162 238V241H164L165 243L167 242V244L170 242V240L172 239V236H173V234H174V232H175V230H176V226L178 225V224H185V223H187V222H189V221H191L192 223H194V224H196V222H197V220L195 219V218H190V216L192 215V213H194V215L196 214V215H201V212H200V210L201 211H203V207H204V209L205 208H207L208 209V206H213L212 204H213V198H215V197H217L218 195H222V194H226V193H231V192H238L239 190H240V188H241V185H240V183H239V173H240V170H239V168H237ZM56 168H59V167H56ZM167 169H169L170 168V166H167L166 167ZM28 170V169H27ZM26 170V171H27ZM238 170H239V172H238ZM24 171V172H22V173H31L32 171ZM72 171H73V169H72ZM250 171H253L252 169L250 170ZM69 172H71V171H69ZM213 172V173H214ZM75 173V172H74ZM208 173V174H209ZM229 174V173H228ZM236 174H238L237 176H235ZM233 178H234V180H233ZM235 178H237V179H235ZM26 179V181H24L25 183H27L28 185H29V187L30 188H25L24 190H22V191H24V192H21L20 194H26V193H31V194H34V195H36V194H39V193H46V192H52V191H54V192H58V193H60V194H62V192H63V196H67L68 197V193H67V191H69L67 188H68V186H66L65 187V189H67V191H65L64 189H60V188H58L59 186H61L59 183H58V186H57V183H53V181H45V182H43V183H41V184H38L37 182L36 183H34V179H32V177H31V179H29L27 176H24L23 177V180H25ZM68 184H69V186L72 188L73 187V189L74 188H76L77 187V184H78V182L79 183H81V185L80 186H83V188H84V186L87 184V182L88 181H86V180H84V181H82L81 180V182L79 181V180H77V179H75L73 182H71V180L69 179V177H68ZM77 181V182H76ZM219 181V182H220ZM52 182V183H51ZM86 182V183H85ZM75 183V184H74ZM163 183H165V184H163ZM171 183H173V184H171ZM239 183V184H238ZM84 184V185H83ZM140 184H142V185H140ZM146 184V186H144ZM150 184V185H149ZM168 184H169V187H167L168 186ZM173 185V186H171V185ZM230 184V185H229ZM49 185H51V187L48 186ZM74 185V186H73ZM197 185V184H196ZM226 185H228L229 186V188H224ZM110 186V187H109ZM113 186V187H112ZM120 186V187H119ZM171 186V187H170ZM234 186V187H233ZM40 187V188H39ZM115 187V188H114ZM117 187H119V188H117ZM134 189H133V188ZM146 187V188H145ZM152 188V190H151V188ZM161 188V189H159V188ZM176 187V188H175ZM180 187H182V188H180ZM188 187V188H187ZM39 188V189H38ZM63 188V187H62ZM158 188V189H157ZM171 190H170V189ZM27 189V190H26ZM78 189V188H77ZM85 189V188H84ZM201 189V190H200ZM219 189V190H218ZM225 189V190H224ZM26 190V191H25ZM108 190V191H107ZM127 190V191H126ZM130 190V191H129ZM39 191V192H38ZM150 191H152V193L150 192ZM160 191V192H159ZM172 191L174 192V194L172 193ZM112 192V193H111ZM168 192V193H167ZM182 192V193H181ZM205 192V193H204ZM14 193V192H13ZM92 194H93V192H91ZM126 193V194H125ZM154 193H156V194H154ZM161 193H163L164 195H161ZM172 193V194H171ZM11 195L10 193H7V192H5V193H1V195H3V196H5V195ZM15 194V193H14ZM129 194V195H128ZM186 194V195H185ZM89 195H90V193H89ZM118 195H119V197H118ZM127 195V196H126ZM131 195V196H130ZM170 195H171V197H170ZM174 195V196H173ZM125 196V197H124ZM160 196L162 197V198H160ZM70 197V196H69ZM116 197V199H114ZM71 198V197H70ZM112 198L115 200H112ZM125 198V199H124ZM127 198H128V200H127ZM160 198V199H159ZM118 199V200H117ZM121 199V200H120ZM125 200V201H124ZM127 200V201H126ZM208 200V201H207ZM71 201L73 202V204L75 205V206H77V207H79L80 205H78L74 200H72L71 199ZM132 201V202H131ZM71 202V203H72ZM112 202V203H111ZM203 202V203H202ZM212 202V203H211ZM128 203V204H127ZM262 206V208H263V210H264V204H262L261 205ZM130 207V208H129ZM101 208V209H100ZM193 208V209H192ZM82 209H83V211H85V213H87L88 214V211H90V212H94V211H92L93 210V208H91V209H85L83 206H82ZM103 209V210H102ZM206 209V210H207ZM101 210V211H100ZM104 211V212H103ZM105 211H106V213H105ZM121 211H122V214L123 215H126V214H128L129 213V211L128 210H122L121 209ZM142 211V212H141ZM141 211H139V212H136V211H134V212H136V213H142L143 215L145 214V212L141 209ZM1 212V211H0ZM189 212V213H188ZM192 212V213H191ZM199 212V213H198ZM101 213V214H100ZM2 214V213H1ZM8 215H3V216H1V218H0V241H1V243H0V250L6 245V250H5V252H4V254H7V253H9L11 250H13L12 249V240L10 239V238H12L13 237V232H14V229L16 228V223H20L19 221H11V226H10V221L8 220V216L10 217V214L9 213H7ZM188 214V215H187ZM187 215V218L185 219V220H182V221H180V220H176V218L177 217H179V216H186ZM5 216V217H4ZM61 216V215H60ZM144 218H145V215L143 216ZM143 217H139V216H136V222H137V224L138 225H140V223L141 224H144V218ZM173 217V218H172ZM106 219V220H105ZM174 219V220H173ZM178 219H180V218H178ZM190 219V220H189ZM195 219V220H194ZM199 219V218H198ZM102 220L104 221H108L107 222V225L108 226H110V227H112V229H113V231H115L114 229H116L117 230V233L118 232H121V235L122 236H126V235H128V236H132V233H131V235H129V234H126V226H125V224H123L122 225V230L120 229V228H118V226H116L115 224H114V222L110 219V220H108L107 218H102ZM171 220V221H170ZM193 220V221H192ZM200 220V219H199ZM263 220V221H262ZM262 220H257V221H255V220H244V221H235L234 223H240V224H244V223H246V225H247V223H248V225H253L254 223L255 224H257L258 226H260V227H263L262 229H260V228H258V229H260L257 233H259L258 234V239H262L263 240V243H262V245L261 244H259L258 245V248L259 249H257V250H255V252H248V253H246V255H251V257L252 258H250V260H247L246 258L242 261V263H240V262H238L237 264H254V262H256V264H264V239L262 238V236H263V234H264V218L262 219ZM57 221H59V220H57ZM176 221L178 222V223H176ZM180 221V222H179ZM246 221V222H245ZM249 221V222H248ZM16 222V223H15ZM112 222V223H111ZM185 222V223H184ZM252 222V223H251ZM257 222V223H256ZM261 222V223H260ZM15 223V224H14ZM76 223V222H75ZM227 224V221H226V223H225V221H218V222H216V227L217 228H215V229H213L212 228V231L210 232V235H209V238H210V240H211V244H212V246L214 245V247L216 248V249H214V253H213V248H212V250L210 251H206V253H209V257L207 256L206 258H207V260H206V262L205 261H202V263L201 264H213L214 263V258L212 259L211 257H215L216 256V252L222 247V249H223V246L221 245V240L220 239H222V236H221V233H224L225 232V229L224 230H220L219 229V226H220V228H221V226L223 227V225L222 224ZM251 223V224H250ZM76 224H78V223H76ZM2 225V226H1ZM60 225V222H58V226ZM224 225V228L225 227H228L227 225L225 226ZM261 225H263V226H261ZM57 226V227H58ZM9 228V230H10V232H4V233H2V230L3 229H5V228ZM57 227H55L54 228V226L53 227H49L50 229L51 228H53V229H51V231H53V230H55V231H53V234H52V238L54 237V234L56 233V229H57ZM172 228H173V230H172ZM246 228V229H245ZM223 229V228H222ZM168 230V231H167ZM213 230L216 232V233H218L217 231H221V233H220V235H218V234H216L215 232H213ZM231 230V228H228V231H230ZM240 230H242V234H243V238L244 237H246V234L248 233V230H247V227L246 226H242V228L240 229ZM239 230V231H240ZM161 231V228L160 229H157V230H154V231H152L151 233H153V234H156V236H158ZM223 231V232H222ZM158 232V233H157ZM147 233H149L148 231H145L144 233H142V234H139L138 236H136V238H139V237H145L146 236V234ZM171 233V234H170ZM73 234H75V233H73ZM77 234H79V232L77 231ZM213 234V236H215V237H212L211 235ZM215 234V235H214ZM76 235V234H75ZM218 235V236H217ZM6 237V239H4L5 237ZM224 236V235H223ZM134 237V236H133ZM147 237H149L148 235H147ZM220 239H219V238ZM214 241V242H213ZM217 241V242H216ZM5 242V243H4ZM10 242V243H9ZM49 244H50V242H48L47 241V243L45 244V246H44V249H45V255H47L51 260H54L55 259V257H63L62 255L64 254V256H66V254L65 253H62V254H59V255H57L56 256V252L58 251V249H59V247H57V246H49ZM148 245H152L151 243H148ZM2 246V247H1ZM221 246V247H220ZM48 247H51V248H48ZM64 247L66 248V249H69V248H67V246H65L64 245ZM166 247L167 248H165V250H166V252L167 253H169V255L171 256V257H173L174 259H176L177 258V255H178V253L176 252V251H174V250H171V248L169 247V246H167L166 245ZM41 248H43V247H41ZM82 248V247H81ZM55 251H54V250ZM75 250V254H80V252L81 251H79V247H75V246H73V248H70L69 250ZM49 250V251H48ZM124 250H128L127 249V247L126 248H124V249H122L121 251L122 252H124ZM171 250V251H170ZM258 250H259V254H257V252H258ZM263 250V251H262ZM160 252V249H158V250H156L155 252H151V251H148V252H150V253H154V257H158V254H159V252ZM1 252V251H0ZM11 252H13V251H11ZM47 252V253H46ZM50 254H49V253ZM54 252V253H53ZM262 252V253H261ZM167 253H166V255H167ZM3 253H0V256L2 255ZM3 254V255H4ZM28 254V253H27ZM27 254L24 256V258H23V260H22V262L23 263H25V261H26V264H34V257H31V256H27ZM31 254V253H30ZM54 254H55V256H54ZM257 254V255H256ZM262 254V255H261ZM205 252H202L201 253V258L202 259H204L205 258ZM241 255L242 254H240V259L242 258L241 257ZM259 255V256H258ZM79 255H77L75 258H74V260L75 261H77V262H75V264H86V262H83L81 259L83 258V256L81 257V256H79ZM261 256H263V257H261ZM27 257V258H26ZM80 257H81V259H80ZM146 257L147 258H150L149 257V255H146ZM249 257V256H248ZM82 261H80L79 259ZM262 258V259H261ZM212 259V260H211ZM255 259H258V261L256 260L255 261ZM42 260H47V259H42ZM219 259H216L215 258V263L216 264H218L220 261H218ZM253 260H254V262H253ZM261 260L263 261V262H261ZM48 262H49V260H48ZM205 262V263H204ZM211 262V263H210ZM251 262V263H250ZM258 262V263H257ZM49 264H58V263H55V262H53V263H49ZM165 264H167V263H165ZM220 264V263H219ZM236 264V263H235Z\"/></svg>",
	"mask_w": 264,
	"mask_h": 264
}]
</instances>
